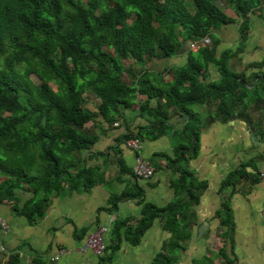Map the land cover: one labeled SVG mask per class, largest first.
I'll return each mask as SVG.
<instances>
[{
	"label": "crops",
	"instance_id": "0c3cea01",
	"mask_svg": "<svg viewBox=\"0 0 264 264\" xmlns=\"http://www.w3.org/2000/svg\"><path fill=\"white\" fill-rule=\"evenodd\" d=\"M215 1L233 18L212 31L215 56L235 54L230 65L252 92L264 80V0H248L250 30L241 51L242 16L230 0ZM212 44V37L199 41V47ZM197 50L188 45L171 57L146 59L140 68L133 61L137 70L126 83H135L138 73L166 81L168 71L184 66ZM199 80L216 83V67L209 64ZM144 100L138 95L108 123L99 115V100L88 96L84 106L94 119L86 130L96 142L81 154L78 166L93 173L92 184L52 196L35 224L14 208L30 198L28 193L20 192V201L0 203L7 223L6 230L0 227V264H264L263 100L247 109L238 105L228 120L217 116V101L194 104L199 106L190 107L195 134L180 113L155 129L137 108ZM157 104L149 101L152 109ZM129 136L142 138L138 154L125 145ZM137 155L152 163L154 177L133 176ZM100 226L108 227L105 254L81 252L87 234ZM62 249L67 253L56 260Z\"/></svg>",
	"mask_w": 264,
	"mask_h": 264
},
{
	"label": "trees",
	"instance_id": "16d2710c",
	"mask_svg": "<svg viewBox=\"0 0 264 264\" xmlns=\"http://www.w3.org/2000/svg\"><path fill=\"white\" fill-rule=\"evenodd\" d=\"M230 2L243 18L241 51L252 4ZM230 21L215 0H86L84 5L80 0H0V203L20 201V192L28 193L30 198L14 208L35 224L52 196L90 187L93 173L78 166L81 154L96 142L86 130L94 119L84 106L90 94L108 123L144 95L136 105L155 129L180 113L188 116L193 134L194 104L217 101V116L228 120L238 105L264 103V80L247 100L244 76L231 69L235 54L215 56L212 31ZM205 37L214 38V44L190 52L184 66L168 71L166 81L145 73H138L135 83L123 81V72L132 75L124 60L143 65L146 59L168 58L183 44ZM209 64L219 80L206 85L199 79ZM151 99L158 101L155 109Z\"/></svg>",
	"mask_w": 264,
	"mask_h": 264
},
{
	"label": "built area",
	"instance_id": "2783aa9c",
	"mask_svg": "<svg viewBox=\"0 0 264 264\" xmlns=\"http://www.w3.org/2000/svg\"><path fill=\"white\" fill-rule=\"evenodd\" d=\"M189 48L192 50H197L199 48V42H193L189 44ZM118 125V124H117ZM125 145L131 149L132 151L136 152L137 154L143 147V141L139 137H134L131 139H128L125 142ZM133 174L134 177L140 180H149L155 175V168L152 165V163L144 158L141 155H137L136 162L133 168ZM260 181L264 184V170L260 172L259 174ZM263 217H264V207L262 210ZM0 227L3 230L7 229V223L6 221L0 217ZM108 233V227L107 226H100L98 229L94 232H90L87 234V237L85 239V245L80 248L81 252L91 250L94 252L97 256H103L106 252V242H105V235ZM67 253L65 250H60L58 256L55 258L56 260H59V258Z\"/></svg>",
	"mask_w": 264,
	"mask_h": 264
},
{
	"label": "rangeland",
	"instance_id": "374dc122",
	"mask_svg": "<svg viewBox=\"0 0 264 264\" xmlns=\"http://www.w3.org/2000/svg\"><path fill=\"white\" fill-rule=\"evenodd\" d=\"M81 1V3H82V5H84V2L86 1V0H80ZM128 22H130V20L128 21ZM109 52H111V51H109ZM134 60L133 59H126V60H124V62H123V64L127 67H129V69L130 70H133V69H135V70H137V66H136V64H132L131 62H133ZM135 66V68H133ZM138 66H139V68L140 67H142V65L141 64H138ZM231 69L233 70V71H235V68L234 67H232L231 66ZM32 79L36 82V83H39L40 82V79L36 76V75H32ZM122 79L125 81V82H129L128 80H130L131 78H129V76H127V74L126 73H124V74H122ZM54 86V85H53ZM90 95H92V94H90ZM254 96H255V94L253 93V92H251V91H249L248 92V94H247V96H246V99L247 100H253V98H254ZM193 109H198V105H194V106H191Z\"/></svg>",
	"mask_w": 264,
	"mask_h": 264
},
{
	"label": "water",
	"instance_id": "95a60500",
	"mask_svg": "<svg viewBox=\"0 0 264 264\" xmlns=\"http://www.w3.org/2000/svg\"><path fill=\"white\" fill-rule=\"evenodd\" d=\"M182 48H186L185 44L182 45Z\"/></svg>",
	"mask_w": 264,
	"mask_h": 264
}]
</instances>
